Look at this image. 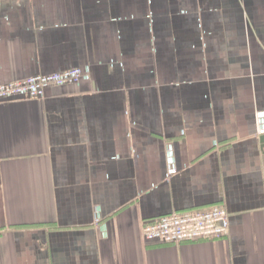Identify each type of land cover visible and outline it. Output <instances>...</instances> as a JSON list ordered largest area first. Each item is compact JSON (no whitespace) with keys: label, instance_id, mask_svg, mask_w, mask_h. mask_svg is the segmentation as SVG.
Returning <instances> with one entry per match:
<instances>
[{"label":"crops","instance_id":"0c3cea01","mask_svg":"<svg viewBox=\"0 0 264 264\" xmlns=\"http://www.w3.org/2000/svg\"><path fill=\"white\" fill-rule=\"evenodd\" d=\"M74 67L0 101V264H264V0H0V84ZM213 206L225 237L143 236Z\"/></svg>","mask_w":264,"mask_h":264},{"label":"built area","instance_id":"2783aa9c","mask_svg":"<svg viewBox=\"0 0 264 264\" xmlns=\"http://www.w3.org/2000/svg\"><path fill=\"white\" fill-rule=\"evenodd\" d=\"M88 70L74 67L59 72L28 76L5 84H0V101L20 97L26 100L41 99L46 90L54 86L77 83ZM255 129L258 135H264V111L256 112ZM167 175L176 173L173 146H166ZM100 221L96 213L95 222ZM229 213L222 206H213L206 210H188L162 215L143 225L142 232L146 241L162 243L193 242L222 238L228 235Z\"/></svg>","mask_w":264,"mask_h":264},{"label":"water","instance_id":"95a60500","mask_svg":"<svg viewBox=\"0 0 264 264\" xmlns=\"http://www.w3.org/2000/svg\"><path fill=\"white\" fill-rule=\"evenodd\" d=\"M262 140H263V142H264V135L262 136Z\"/></svg>","mask_w":264,"mask_h":264}]
</instances>
